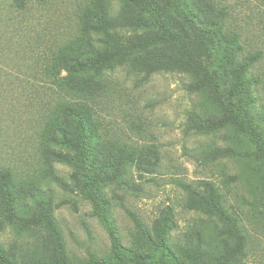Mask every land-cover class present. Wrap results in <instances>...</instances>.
<instances>
[{"label": "rangeland", "instance_id": "374dc122", "mask_svg": "<svg viewBox=\"0 0 264 264\" xmlns=\"http://www.w3.org/2000/svg\"><path fill=\"white\" fill-rule=\"evenodd\" d=\"M216 1L229 12L224 25L238 36L240 47L232 44V48L247 64L244 79L251 90V112L261 144L228 125L187 130L190 112L208 121L205 117L219 118L220 111L205 90L186 89L193 80L182 72L145 78L123 64L105 73L107 96L95 107L103 128L91 134V145L106 148L96 152L97 159L106 162L102 165L106 181L96 186L116 240L111 239L86 193H67L48 181L54 193V222L67 256L76 264H226L223 257L210 253L222 239L213 218L185 207L184 187L203 183L214 186L223 209L243 236L239 253L229 264H264V159L260 150L264 149V0ZM157 3L163 5L162 0ZM10 69L0 64V167L23 178L38 174L41 166L35 153L40 104L34 90L23 92L16 83L7 87L8 80L16 78ZM210 124L204 123V128ZM226 146L240 156L205 164L193 159L208 147ZM128 151L134 156H127ZM143 161L148 165L138 169ZM55 169L57 176L71 184V168L58 164ZM17 214L15 226L0 234L5 249L13 241L37 243L42 232L33 224L29 203ZM165 217L170 230L162 238L154 227L161 226ZM164 246L175 254L162 251Z\"/></svg>", "mask_w": 264, "mask_h": 264}, {"label": "trees", "instance_id": "16d2710c", "mask_svg": "<svg viewBox=\"0 0 264 264\" xmlns=\"http://www.w3.org/2000/svg\"><path fill=\"white\" fill-rule=\"evenodd\" d=\"M162 2L0 0V64L16 74L7 87L16 83L23 92L34 90L38 95L35 153L41 164L38 174L23 178L0 167V234L15 226L13 218L28 203L29 212L34 211L33 224L42 229L38 242L32 245L13 241L5 249L0 244V264H76L67 256L53 219L52 181L67 193H86L111 239L116 240L96 186L106 181L102 170L106 162L97 159L100 148L91 145V134L103 128L95 107L107 96L105 73L116 66L128 64L132 72L145 78L177 72L188 75L193 81L186 89L209 93L220 117L209 116L204 121V115L190 112L187 130L228 125L261 144L251 112V90L244 79L247 64L232 48V44L238 45V36L224 25L229 16L226 6L216 0ZM206 122L211 124L204 128ZM260 150L264 159V149ZM126 155L134 156V152ZM239 156L232 147H208L193 159L205 164ZM58 164L72 169L71 184L56 175ZM143 165L148 163H139L138 169ZM184 189L186 209L213 218L222 235L210 253L231 263L244 240L214 186L203 183ZM169 223L165 217L161 226L155 225L158 236H166ZM161 249L175 254L168 246Z\"/></svg>", "mask_w": 264, "mask_h": 264}]
</instances>
